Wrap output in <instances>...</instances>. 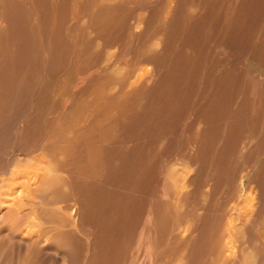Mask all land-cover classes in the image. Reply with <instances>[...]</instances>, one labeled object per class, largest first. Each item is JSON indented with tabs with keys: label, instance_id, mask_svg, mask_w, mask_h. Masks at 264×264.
Segmentation results:
<instances>
[{
	"label": "rangeland",
	"instance_id": "rangeland-1",
	"mask_svg": "<svg viewBox=\"0 0 264 264\" xmlns=\"http://www.w3.org/2000/svg\"><path fill=\"white\" fill-rule=\"evenodd\" d=\"M36 171L0 264H264V0H0V187Z\"/></svg>",
	"mask_w": 264,
	"mask_h": 264
},
{
	"label": "bare ground",
	"instance_id": "bare-ground-1",
	"mask_svg": "<svg viewBox=\"0 0 264 264\" xmlns=\"http://www.w3.org/2000/svg\"><path fill=\"white\" fill-rule=\"evenodd\" d=\"M37 157V156H36ZM35 165H37V164H35ZM26 170H27V168H26ZM25 170V171H26ZM24 171V170H23ZM27 172V171H26ZM15 173V172H14ZM25 173V172H24ZM9 174V173H8ZM45 174H43V176H44ZM10 176V175H9ZM45 177V176H44ZM41 178H43L42 177V174L39 172V171H36L33 175H30V174H28V173H25V174H14L13 176H11V177H9L8 178V183L12 186V188H10V187H8V186H1L0 187V189L1 188H5V189H3L2 191L3 192H1L0 191V199L2 200L1 202H0V222H1V220L5 217V216H7V214H8V216H9V214L11 213H14V212H17V209L19 208V204H20V201H22V199H21V196L23 195V196H25V197H27L28 195H30L33 191H34V189L37 187V185H38V183H40V181H41ZM44 180V179H43ZM40 185L41 184H39V188H40ZM39 190V189H38ZM34 194V193H33ZM34 198V197H33ZM28 201V200H27ZM30 201V200H29ZM24 206V205H23ZM20 207H21V205H20ZM19 211V210H18ZM22 213V212H21ZM15 214V213H14ZM22 214H24V213H22ZM16 215V214H15ZM17 216V215H16ZM19 216V215H18ZM21 216V215H20ZM10 217V216H9ZM9 217H8V219H9ZM6 218V217H5ZM5 218L3 219V220H5ZM14 219V218H13ZM6 221V220H5ZM5 221H4V223H5ZM10 222H12V221H10ZM14 222V221H13ZM12 222V224H14ZM4 223L3 224H1V226L0 227H2L3 225H4ZM19 223H21L22 224V222L20 221ZM11 224V225H12ZM20 225V224H19ZM31 225V224H30ZM10 226V225H9ZM8 226V227H9ZM13 226V225H12ZM25 226V225H24ZM23 226V227H24ZM6 227V226H5ZM20 227H21V225H20ZM19 227V228H20ZM27 228V227H26ZM29 228H30V226H29ZM1 230V229H0ZM14 231V230H13ZM36 232V231H35ZM30 233V232H29ZM8 234H9V232H8ZM27 234V233H26ZM31 234V233H30ZM11 235V234H10ZM24 235V234H23ZM25 236V235H24ZM24 240H26L25 238H24ZM29 240V239H28ZM34 240V239H33ZM16 241V240H15ZM12 242V241H11ZM14 242V241H13ZM29 243V242H28ZM24 244V243H23ZM12 245V244H11ZM13 245H14V243H13ZM12 245V247H14ZM227 245V244H226ZM229 246V245H228ZM16 247V246H15ZM17 249V248H16ZM15 249V250H16ZM23 249V248H22ZM22 249H21V251H22ZM28 249V248H27ZM26 249V250H27ZM25 250V249H24ZM23 250V251H24ZM19 251V250H18ZM229 251V250H228ZM20 253V252H19ZM231 257V256H230Z\"/></svg>",
	"mask_w": 264,
	"mask_h": 264
}]
</instances>
